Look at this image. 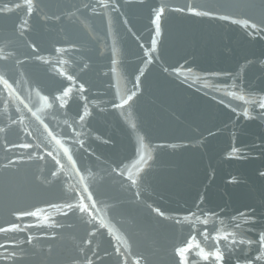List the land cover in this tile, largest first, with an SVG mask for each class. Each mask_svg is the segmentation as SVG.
Instances as JSON below:
<instances>
[{"label":"water","instance_id":"water-1","mask_svg":"<svg viewBox=\"0 0 264 264\" xmlns=\"http://www.w3.org/2000/svg\"><path fill=\"white\" fill-rule=\"evenodd\" d=\"M0 9V264H264V0Z\"/></svg>","mask_w":264,"mask_h":264},{"label":"snow or ice","instance_id":"snow-or-ice-1","mask_svg":"<svg viewBox=\"0 0 264 264\" xmlns=\"http://www.w3.org/2000/svg\"><path fill=\"white\" fill-rule=\"evenodd\" d=\"M176 10L177 11H181V12L184 11L183 8L176 9ZM0 11H7V9H0ZM188 11L192 15H211V13H201V12H197V11L193 10L191 7H189ZM162 12H163V9H160L159 11H155L154 10V13H153V15L155 17L154 23L156 21H159V18H160V15L162 14ZM225 19H227V17H225ZM251 27L255 29L257 26H256V24H252ZM156 34L159 35V25H158V23L156 25ZM152 43H153V45H155V43H156L155 40H153ZM35 47H36L35 44L31 45V48L33 50L35 49ZM8 64H9V57L8 56H2V57H0V71H3L5 74H7V72H8ZM141 75H142V73H141ZM0 80H3V77L2 76H0ZM3 82L4 83H7V81H3ZM135 95H136V93L133 92L132 95H129L128 98L123 101V103L124 104H127L129 101H131L133 99V97ZM259 107L262 108V109H264V103H261L259 105ZM245 115H247V113H245ZM81 119H83V117H81ZM24 147H27V145H24ZM69 207H71V206H69ZM157 211H159V210L157 209ZM160 214L163 215V213H160ZM207 222H208L207 220L204 221V223H207ZM3 230L4 229H0V231H3ZM260 241L261 242H264V234H261ZM241 243H244V241H241ZM0 247H6V246L5 245H0ZM183 251H184L183 249H179L178 250V252H180L181 254L183 253ZM215 256H216V260L217 261H222L223 257H222V254L220 252H217L215 254ZM262 258H264V253H262L260 257H257L258 260L259 259H262Z\"/></svg>","mask_w":264,"mask_h":264}]
</instances>
